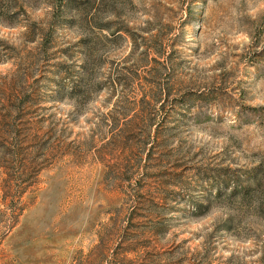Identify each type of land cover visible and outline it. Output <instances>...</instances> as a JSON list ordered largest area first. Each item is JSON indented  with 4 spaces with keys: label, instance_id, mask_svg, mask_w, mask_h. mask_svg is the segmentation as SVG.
Wrapping results in <instances>:
<instances>
[{
    "label": "rangeland",
    "instance_id": "obj_1",
    "mask_svg": "<svg viewBox=\"0 0 264 264\" xmlns=\"http://www.w3.org/2000/svg\"><path fill=\"white\" fill-rule=\"evenodd\" d=\"M0 264H264V0H0Z\"/></svg>",
    "mask_w": 264,
    "mask_h": 264
},
{
    "label": "trees",
    "instance_id": "obj_2",
    "mask_svg": "<svg viewBox=\"0 0 264 264\" xmlns=\"http://www.w3.org/2000/svg\"><path fill=\"white\" fill-rule=\"evenodd\" d=\"M68 7H69V4H67V6H66L67 11H68Z\"/></svg>",
    "mask_w": 264,
    "mask_h": 264
}]
</instances>
